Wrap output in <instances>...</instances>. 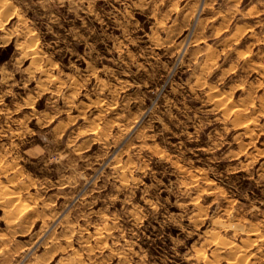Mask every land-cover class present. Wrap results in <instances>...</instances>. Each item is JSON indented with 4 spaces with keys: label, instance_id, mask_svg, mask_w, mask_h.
<instances>
[{
    "label": "rangeland",
    "instance_id": "1",
    "mask_svg": "<svg viewBox=\"0 0 264 264\" xmlns=\"http://www.w3.org/2000/svg\"><path fill=\"white\" fill-rule=\"evenodd\" d=\"M8 45L0 264H264V0H0Z\"/></svg>",
    "mask_w": 264,
    "mask_h": 264
},
{
    "label": "clouds",
    "instance_id": "2",
    "mask_svg": "<svg viewBox=\"0 0 264 264\" xmlns=\"http://www.w3.org/2000/svg\"><path fill=\"white\" fill-rule=\"evenodd\" d=\"M4 82L6 81H0V83ZM20 87H26V85L21 83ZM4 95L15 96L16 94L12 93L11 90L0 94V104H3ZM29 136L30 139L24 141L25 144L29 145L27 156L35 157L36 163L42 167H46L49 164L59 165L67 161L71 156V152L75 151V149L67 150V146L61 147L63 141L61 140L60 133H53V128L48 127L43 120L38 122L36 131L29 133ZM37 141H39V144Z\"/></svg>",
    "mask_w": 264,
    "mask_h": 264
},
{
    "label": "trees",
    "instance_id": "3",
    "mask_svg": "<svg viewBox=\"0 0 264 264\" xmlns=\"http://www.w3.org/2000/svg\"><path fill=\"white\" fill-rule=\"evenodd\" d=\"M0 51L3 52V58L0 59V62H4L6 59H8V57L10 56V54L12 53L13 51V47L12 45H8L6 46L5 48L1 49L0 48Z\"/></svg>",
    "mask_w": 264,
    "mask_h": 264
},
{
    "label": "crops",
    "instance_id": "4",
    "mask_svg": "<svg viewBox=\"0 0 264 264\" xmlns=\"http://www.w3.org/2000/svg\"><path fill=\"white\" fill-rule=\"evenodd\" d=\"M0 48L3 49L2 47H0ZM4 48H5V47H4ZM11 54H12V53H11ZM11 54H10V55H11ZM6 60H8V59H6ZM6 60H5V61H6ZM5 61H4V62H5ZM0 63H2V62H0Z\"/></svg>",
    "mask_w": 264,
    "mask_h": 264
},
{
    "label": "bare ground",
    "instance_id": "5",
    "mask_svg": "<svg viewBox=\"0 0 264 264\" xmlns=\"http://www.w3.org/2000/svg\"><path fill=\"white\" fill-rule=\"evenodd\" d=\"M11 194V193H10ZM8 197H10V196H8ZM200 255V254H199Z\"/></svg>",
    "mask_w": 264,
    "mask_h": 264
}]
</instances>
